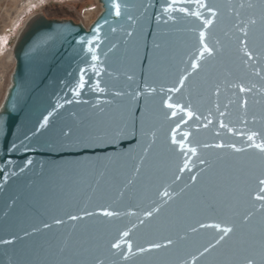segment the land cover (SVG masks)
Wrapping results in <instances>:
<instances>
[{
    "label": "water",
    "instance_id": "1",
    "mask_svg": "<svg viewBox=\"0 0 264 264\" xmlns=\"http://www.w3.org/2000/svg\"><path fill=\"white\" fill-rule=\"evenodd\" d=\"M97 1L13 46L0 264H264V0Z\"/></svg>",
    "mask_w": 264,
    "mask_h": 264
},
{
    "label": "rangeland",
    "instance_id": "2",
    "mask_svg": "<svg viewBox=\"0 0 264 264\" xmlns=\"http://www.w3.org/2000/svg\"><path fill=\"white\" fill-rule=\"evenodd\" d=\"M99 10L97 0H0V106L14 68L13 46L30 20L45 15L89 25Z\"/></svg>",
    "mask_w": 264,
    "mask_h": 264
},
{
    "label": "snow or ice",
    "instance_id": "3",
    "mask_svg": "<svg viewBox=\"0 0 264 264\" xmlns=\"http://www.w3.org/2000/svg\"><path fill=\"white\" fill-rule=\"evenodd\" d=\"M114 7H115V9H116V15H120V5H119L118 3H116V4H114ZM196 15H199V14L197 13ZM206 23H210V21H206ZM251 23L254 24V23H255V20H252ZM97 30H98V29H97ZM245 36H247V33H245ZM200 39H201V43H203V39H204V34H203V33L200 34ZM82 40H83V38H82ZM91 43H92V41L89 40V41H88V44L91 45ZM88 51H89V52H93L94 50H93L91 47H89ZM204 51H208V52H210L211 49H209V48L207 47V45H204ZM246 55H248L249 58H251V53H246ZM92 59H93V60H97L98 57H97L96 55H93V56H92ZM192 66H193L194 68L197 67L196 64H193ZM181 83H183V81H181ZM83 86H84V85H83V77H81V84L79 85V87H83ZM242 90H243V89H242ZM57 107H62V105H57ZM168 107L172 108V107H175V106L169 104ZM50 115H51V113H49V116H50ZM173 115H175V113H173ZM188 115L191 116L192 113L189 112ZM47 123H48V117L45 116V117H44V123L41 124V127H44ZM65 135H67V133H66ZM184 135L187 136L186 133H185ZM251 139H252V137H249V140H251ZM173 143L178 144V145L181 147V149H183V147H184V145H183V143H182L181 141H177V140L173 139ZM254 147L259 148V149H261L262 151H264V143H261V144H255ZM190 151L195 152V149H190ZM202 163H203V161H202ZM258 182H259V184L264 185V179H260ZM261 191H264V189H261ZM165 195H167V193H165ZM260 199L264 200V197H260ZM86 215H90V214L86 213ZM106 215H112V213L109 212V213H106ZM149 215H150V214H149ZM71 219H76V217H71ZM56 222H57V223H60L61 221L58 220V221H56ZM45 227H47V225H45ZM213 227H219V226H218V225H213ZM223 231H224L225 235H227L229 232H231V229H224ZM124 235L127 236L128 233H124ZM220 239L223 240V239H224V236H221ZM169 243H171V241H169ZM218 243H219V241H218ZM114 247H119V245H115ZM153 247L159 248L160 245H154ZM140 251L143 252L144 249H140ZM247 264H252V261H251V260H248V261H247Z\"/></svg>",
    "mask_w": 264,
    "mask_h": 264
},
{
    "label": "trees",
    "instance_id": "4",
    "mask_svg": "<svg viewBox=\"0 0 264 264\" xmlns=\"http://www.w3.org/2000/svg\"><path fill=\"white\" fill-rule=\"evenodd\" d=\"M52 10H54V11L57 10V7L54 6ZM55 19H59V18H55ZM60 19H65V18H60Z\"/></svg>",
    "mask_w": 264,
    "mask_h": 264
},
{
    "label": "bare ground",
    "instance_id": "5",
    "mask_svg": "<svg viewBox=\"0 0 264 264\" xmlns=\"http://www.w3.org/2000/svg\"><path fill=\"white\" fill-rule=\"evenodd\" d=\"M99 8H100V4H99ZM100 9H101V8H100ZM99 11H100V10H99ZM98 13H99V12H98ZM98 13H97V14H98ZM96 16H97V15H96ZM96 16H95V17H96ZM92 21H93V20H92ZM92 21H91V22H92ZM86 26H87V25H86ZM4 97H5V96H4ZM3 99H4V98H3ZM1 104H2V103H1Z\"/></svg>",
    "mask_w": 264,
    "mask_h": 264
}]
</instances>
